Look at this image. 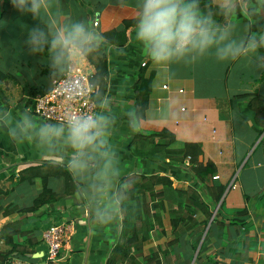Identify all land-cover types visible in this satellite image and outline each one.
<instances>
[{"label": "crops", "instance_id": "crops-1", "mask_svg": "<svg viewBox=\"0 0 264 264\" xmlns=\"http://www.w3.org/2000/svg\"><path fill=\"white\" fill-rule=\"evenodd\" d=\"M53 5L52 11L64 19L86 21L101 34L119 33L93 58L106 64L102 94L113 98L111 143L119 155L121 179L134 181V187L118 221L98 226L87 202L78 195L79 185L72 173L55 163L70 173L75 190L65 194L63 176H47L46 187L57 195L54 200L35 212L4 214L8 207L19 210L32 205L43 188L41 176L48 172L47 163H54V158L30 142H13L6 129L0 128V231L21 221L38 242L26 245L35 251L27 253L24 260L37 264H45L42 233L58 222L72 223V232L55 262L106 264L124 233L123 221L127 227L136 226L140 235L146 234L142 255L157 252L160 264H264V69L258 68L255 60L220 62L209 55L196 63L175 64L171 74L162 77L136 39L138 0H53ZM216 19L223 22L220 16ZM234 20L239 26L238 37L247 35L249 24L253 32L264 31V11L255 17L240 13ZM37 23L31 14L17 11L11 0H0V72L5 75L0 80V109L14 119L28 112L37 123L55 124L33 110L34 96L48 91L57 79L50 76L47 51L30 54L24 43L28 30ZM77 64L86 68L90 77L95 75L88 59ZM129 111L148 117L135 132L129 128ZM165 130L174 135L165 147L172 153L169 158L165 150L155 147L164 139L152 135L151 146L143 139ZM186 142L199 146L195 162L188 157L190 153L186 158L180 155ZM196 165L211 166L214 172L201 182L193 170ZM31 168L39 175L31 177ZM152 177L171 182L174 202L155 194L162 185L155 182L149 187L147 180ZM216 181L225 184V189L218 202H211L209 187ZM191 194L209 208L210 216L201 211L191 216L185 210L196 205L188 200ZM144 207L159 220L148 217ZM172 212L178 216L175 230L169 216ZM184 212L196 225L178 219ZM144 225H150L147 233ZM8 249L0 238V252ZM142 255L136 259L141 261Z\"/></svg>", "mask_w": 264, "mask_h": 264}, {"label": "clouds", "instance_id": "clouds-1", "mask_svg": "<svg viewBox=\"0 0 264 264\" xmlns=\"http://www.w3.org/2000/svg\"><path fill=\"white\" fill-rule=\"evenodd\" d=\"M13 7L31 14L38 23L24 41L30 54L47 51L50 76L66 77L64 95L72 99L81 92L96 93L98 111L69 108L58 123H37L28 112L18 119L0 109V128L13 142H30L42 154L54 158L72 173L98 226L114 224L125 211L134 181L121 179L120 159L111 143L115 116L113 98L98 92L102 77L82 84L73 70L79 61L95 57L108 41L83 20L62 18L52 11L53 0H11ZM138 0L135 35L162 77L175 64H192L213 55L217 61L255 60L264 69V31L237 36L234 17H255L264 11V0ZM216 16L223 18L219 22ZM129 128L139 130L148 117L128 112ZM55 158H59L56 160Z\"/></svg>", "mask_w": 264, "mask_h": 264}, {"label": "trees", "instance_id": "trees-1", "mask_svg": "<svg viewBox=\"0 0 264 264\" xmlns=\"http://www.w3.org/2000/svg\"><path fill=\"white\" fill-rule=\"evenodd\" d=\"M219 19V18H218ZM115 31H110L107 33H103L102 35H104L106 37V39L109 41L111 40V37H114L115 35L119 34ZM88 61L94 65L95 67V75L93 77H90V80H92L93 78L99 76V77H104L106 74V64L104 62V60L101 59H94L93 57H89L87 58ZM5 75L4 73L0 72V80L4 79ZM103 87H104V81L102 79V86L100 87V89H98L99 93H103ZM94 100L96 101V93L94 95ZM152 135H156L157 137H159V139H164L163 142H161L160 145H156L155 147H160L162 149L159 150H165L167 152V157H171L172 153L169 151V149L167 150L165 147L168 146L173 140H174V135L169 132V131H164L161 132L160 134H148L145 135L143 139H146V141L148 142L149 146L152 145ZM167 137V139H165ZM153 147V146H152ZM165 148V149H164ZM147 149V148H146ZM158 151V150H157ZM164 151V152H165ZM200 149L199 146L194 143V142H186L185 144V149L182 152L181 157L186 158L188 156V154L190 153V155L188 156L191 160H193L194 162L196 161V157L197 154H199ZM174 156V154H173ZM166 157V158H167ZM168 157V158H169ZM47 171L45 174H42L41 178L43 180V188L41 190V192L34 198L33 203L31 206L29 207H25V208H21V209H16L17 207H8L7 209H5L4 214L5 213H9L11 211L17 210L20 213L24 214V213H31V212H35L37 211L42 205L51 202L52 200H54L57 195L55 193H53L49 188L46 187V178L47 176L50 175H57L60 174L61 176H63L64 180H65V194H70L71 192H73L75 190V184H74V180L71 177L70 173L67 170H64L63 167L55 164V163H47ZM34 169L36 168H31L29 171L31 172V177L33 176H38L39 172L35 171ZM195 174H196V178H198L201 182L204 180V177L207 174H211L214 172L213 168L211 166H198L196 165V167L193 168ZM148 179V177H147ZM147 182H150V186H153V184H161L162 185V189L155 193L157 196H161L164 200H172L173 202L175 201V189H173V187L171 186V182L167 181V180H162L158 177H152L151 179L149 178V180H147ZM152 188H148V190H152ZM225 189V184H222L220 182H214L210 187H209V197L211 199V202H218L220 197L222 196L223 192ZM153 195V194H152ZM189 201H193L195 202L196 205H194L195 207L193 208V210L190 209H185L186 211H188L191 216L192 213L195 211H201L203 212L207 217L210 216V212H209V208L204 205L200 199L196 196L191 194L188 198ZM162 202V199L159 203ZM129 204V203H128ZM136 208H138V205H135ZM188 204H186V208H188ZM144 209L146 211L147 208L144 207ZM175 212L169 213V216H171V221H172V228L175 230L178 221L175 220V217H178L177 214H173ZM148 217H157V220H159L158 215L153 214V213H149L148 211ZM190 215H188L187 213H183L180 214V217L178 219H187L190 224L196 225V222H194V220H192ZM127 221H123V230L124 233L122 236H120L118 242L115 244L114 246V252L112 254L111 257H109L106 261V264H116L119 261L124 262V261H129L132 264H160V259L158 257L157 252H152L150 251L148 253V255L144 256L142 255V243L144 241V239L146 238V234H139L137 232H140L139 229L136 228V226L131 225L130 227H127ZM160 222V221H158ZM59 223V222H58ZM126 225V226H125ZM51 226V225H50ZM50 226H48L47 228H49ZM46 228V229H47ZM144 228H147V231H145L146 233L148 232V230L150 229V225H144ZM128 233H130L129 235H127ZM141 233V232H140ZM0 238H2L3 242L5 244H7L9 246V249L5 252L2 253L0 252V264H3L7 259H9L10 257H18L21 259L25 258V255L27 253H32L35 250H29L26 247L27 246H33V245H37L38 242L36 241V239L34 238L32 232L28 229H25L24 227H22V223L21 221L19 222H15V223H10L5 225L1 231H0ZM21 239V241H20ZM172 244V242L168 243ZM27 245V246H26ZM142 255V259L141 261H138L136 258H138L139 256ZM57 261V260H56ZM52 264H66L65 261L63 262H54Z\"/></svg>", "mask_w": 264, "mask_h": 264}, {"label": "built area", "instance_id": "built-area-1", "mask_svg": "<svg viewBox=\"0 0 264 264\" xmlns=\"http://www.w3.org/2000/svg\"><path fill=\"white\" fill-rule=\"evenodd\" d=\"M97 22H94L96 25ZM82 84H87L90 81V74L86 68L77 64L73 70ZM66 77H59L52 81L50 89L43 93H37L33 98L34 113L41 119L58 123L64 112L69 108L80 112L96 111L94 100L95 93L81 92L79 97L72 99L64 95ZM166 86H164L165 88ZM182 91V90H179ZM217 178V176H213ZM234 188V185H230ZM72 232V223L59 222L52 224L42 233V240L46 245L45 264L54 263L59 256L63 244L68 239ZM3 264H37L31 263L18 257H10Z\"/></svg>", "mask_w": 264, "mask_h": 264}, {"label": "rangeland", "instance_id": "rangeland-1", "mask_svg": "<svg viewBox=\"0 0 264 264\" xmlns=\"http://www.w3.org/2000/svg\"><path fill=\"white\" fill-rule=\"evenodd\" d=\"M55 224V223H54ZM44 262V261H43ZM42 263V262H41Z\"/></svg>", "mask_w": 264, "mask_h": 264}]
</instances>
